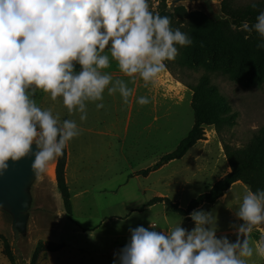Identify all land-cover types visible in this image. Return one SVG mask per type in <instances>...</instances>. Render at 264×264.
Wrapping results in <instances>:
<instances>
[{
	"label": "rangeland",
	"instance_id": "rangeland-1",
	"mask_svg": "<svg viewBox=\"0 0 264 264\" xmlns=\"http://www.w3.org/2000/svg\"><path fill=\"white\" fill-rule=\"evenodd\" d=\"M233 1L238 5L249 3ZM173 2L167 0V12L173 16H168L171 27L187 33L193 43L177 46L175 60L166 61L155 83L148 85L138 76L134 81L125 77L111 61L104 71L114 79H124L132 89L127 103L119 94L108 95L105 91L103 101L88 103L87 119L80 121V114H69L59 99L52 101L41 91L33 97L37 106L51 109L61 122L75 120L80 128V134L67 145L66 176L72 192L73 219L67 217L57 179L54 182L49 171L55 164L56 178L55 159L31 188L28 226L17 242L20 252L14 246L12 217L0 208V234L10 241L17 264H30L40 241L65 245L59 251L43 254L40 264H113L130 239V228L143 226L168 232L181 222V227L191 230L195 225L189 214L175 212L164 202L147 203L155 196H163L187 208L192 199L231 171L224 143L243 146L264 127V49L255 54L223 42L209 28L197 24L185 27L174 16V7L179 4L211 16L222 15L221 0H211L210 4ZM160 3L149 0L150 9L159 14ZM242 32L246 37L252 35ZM202 76H208L225 97L234 122L226 125L222 133L213 124L205 125L204 138L182 158L161 161L194 125V93L188 84H195ZM141 96L148 97L150 103L139 105L137 99ZM96 103L104 107L97 109ZM246 190L249 187L238 181L216 202L203 203L194 210L212 212L217 219V237L227 236L235 242L233 226L243 223L235 211ZM151 222L157 225L155 229L149 227ZM261 236L264 225L254 228L251 242ZM0 264H12L1 239ZM248 264H264V260L253 256Z\"/></svg>",
	"mask_w": 264,
	"mask_h": 264
},
{
	"label": "clouds",
	"instance_id": "clouds-1",
	"mask_svg": "<svg viewBox=\"0 0 264 264\" xmlns=\"http://www.w3.org/2000/svg\"><path fill=\"white\" fill-rule=\"evenodd\" d=\"M256 8V0H249ZM242 30L255 31L264 47V11ZM192 38L173 29L168 16L150 9L149 0H0V175L32 156L35 176L64 154L69 141L80 134L75 120L62 122L51 109L37 106L38 91L60 100L69 114L87 119L88 103L103 101L104 93L119 94L124 103L132 89L124 79L104 71L115 61L131 80L155 83L166 61L175 60L178 47ZM79 65V70H77ZM141 106L148 97L137 99ZM96 103V108H103ZM35 144V150L32 145ZM194 227L181 222L168 232L143 226L130 228V239L113 264H248L264 260V236L255 243L251 233L264 225V189L246 190L235 211L243 221L235 229L236 240L217 237L212 212L193 210ZM119 227V226H118ZM149 227L155 229L156 224Z\"/></svg>",
	"mask_w": 264,
	"mask_h": 264
},
{
	"label": "trees",
	"instance_id": "trees-1",
	"mask_svg": "<svg viewBox=\"0 0 264 264\" xmlns=\"http://www.w3.org/2000/svg\"><path fill=\"white\" fill-rule=\"evenodd\" d=\"M160 1L159 8L161 10L159 14L169 16L167 0ZM256 4L257 7L252 8L250 3L238 5L233 0H221L222 15L217 16H211L201 10H189L185 5L179 4L174 7V16L179 18L185 24V27L197 24L209 28L223 42L259 54L264 49V47H257L262 42L259 34L253 31L251 36L246 37L242 30L237 29L242 28L241 26L245 21L251 25L255 22L258 13L264 11V2L256 1ZM169 17L172 18L173 16ZM188 86L194 93V125L177 148L166 154L161 161L168 162L182 158L200 139L204 138L205 125L213 124L216 126L218 133H222L226 125L234 122V114L230 113V105L208 76H202L198 78L195 84H188ZM224 150L231 171L216 181L207 192L192 199L187 208H182L169 197L163 196L153 197L147 205L164 202L173 211L188 215L203 203L216 202L238 181L243 182L253 192L264 189V127L256 131L253 137L243 146H234L225 142ZM67 160L68 148L66 146L64 154L57 158L56 179L66 215L72 220L73 202L72 192L66 176ZM0 239L3 241L4 253L10 262L17 264V258L10 241L3 234H0ZM64 246V243L40 241L30 264H40L43 254L59 251Z\"/></svg>",
	"mask_w": 264,
	"mask_h": 264
},
{
	"label": "water",
	"instance_id": "water-1",
	"mask_svg": "<svg viewBox=\"0 0 264 264\" xmlns=\"http://www.w3.org/2000/svg\"><path fill=\"white\" fill-rule=\"evenodd\" d=\"M184 1H204L208 4L211 2V0H174L173 4ZM32 148L35 150V144ZM32 159L34 157L26 156L17 162L9 161L8 170L0 175V208L12 217V228L16 238L14 246L17 251H19L17 242L28 226L33 201L31 188L37 178L31 169Z\"/></svg>",
	"mask_w": 264,
	"mask_h": 264
},
{
	"label": "bare ground",
	"instance_id": "bare-ground-1",
	"mask_svg": "<svg viewBox=\"0 0 264 264\" xmlns=\"http://www.w3.org/2000/svg\"><path fill=\"white\" fill-rule=\"evenodd\" d=\"M52 166H53V168H52ZM52 166L50 167V168H52V169L49 170V171H50V174H51V176H52L53 181L56 182V178H55V164L52 165Z\"/></svg>",
	"mask_w": 264,
	"mask_h": 264
},
{
	"label": "crops",
	"instance_id": "crops-1",
	"mask_svg": "<svg viewBox=\"0 0 264 264\" xmlns=\"http://www.w3.org/2000/svg\"><path fill=\"white\" fill-rule=\"evenodd\" d=\"M53 168V167H52Z\"/></svg>",
	"mask_w": 264,
	"mask_h": 264
}]
</instances>
